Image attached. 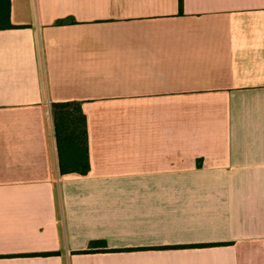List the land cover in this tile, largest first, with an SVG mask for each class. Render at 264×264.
<instances>
[{
  "label": "crops",
  "instance_id": "obj_1",
  "mask_svg": "<svg viewBox=\"0 0 264 264\" xmlns=\"http://www.w3.org/2000/svg\"><path fill=\"white\" fill-rule=\"evenodd\" d=\"M10 3L0 264H264V0Z\"/></svg>",
  "mask_w": 264,
  "mask_h": 264
},
{
  "label": "trees",
  "instance_id": "obj_2",
  "mask_svg": "<svg viewBox=\"0 0 264 264\" xmlns=\"http://www.w3.org/2000/svg\"><path fill=\"white\" fill-rule=\"evenodd\" d=\"M10 5V0H0V30L17 28L10 23ZM181 6L182 0H179V7L181 8ZM63 22L64 21H58L57 24H61ZM51 108L57 143L60 144L61 139H68L67 141H64L67 144H70L72 143L70 139H72L74 135V138L78 140V147L81 148V152H79L75 160L77 161L76 165L69 167L68 169L80 172L81 174L85 173L88 168L87 160L85 158L86 127L85 118L81 113L80 105L73 102L53 103ZM72 164H74V161Z\"/></svg>",
  "mask_w": 264,
  "mask_h": 264
}]
</instances>
